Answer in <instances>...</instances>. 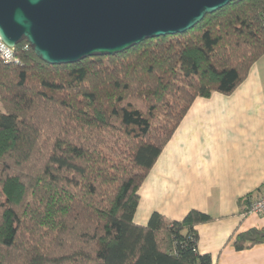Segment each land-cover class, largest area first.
Here are the masks:
<instances>
[{
  "label": "trees",
  "instance_id": "1",
  "mask_svg": "<svg viewBox=\"0 0 264 264\" xmlns=\"http://www.w3.org/2000/svg\"><path fill=\"white\" fill-rule=\"evenodd\" d=\"M13 50L0 54V264H213L196 231L210 216L139 226L138 193L193 102L231 95L264 56V0L75 64L27 40ZM258 244L264 230L234 240Z\"/></svg>",
  "mask_w": 264,
  "mask_h": 264
},
{
  "label": "crops",
  "instance_id": "2",
  "mask_svg": "<svg viewBox=\"0 0 264 264\" xmlns=\"http://www.w3.org/2000/svg\"><path fill=\"white\" fill-rule=\"evenodd\" d=\"M262 193L264 56L231 95L193 102L139 190L134 223L147 226L154 213L179 222L199 211L212 218L196 227L200 254L213 264H264V244L234 246L238 235L264 230V216L246 210Z\"/></svg>",
  "mask_w": 264,
  "mask_h": 264
},
{
  "label": "water",
  "instance_id": "3",
  "mask_svg": "<svg viewBox=\"0 0 264 264\" xmlns=\"http://www.w3.org/2000/svg\"><path fill=\"white\" fill-rule=\"evenodd\" d=\"M234 1L0 0V27L14 48L27 40L45 63L67 65L183 34Z\"/></svg>",
  "mask_w": 264,
  "mask_h": 264
},
{
  "label": "built area",
  "instance_id": "4",
  "mask_svg": "<svg viewBox=\"0 0 264 264\" xmlns=\"http://www.w3.org/2000/svg\"><path fill=\"white\" fill-rule=\"evenodd\" d=\"M13 51L14 50L12 49V57ZM0 54L6 61L12 60V58L9 59L8 55L4 52L3 49H0ZM247 213L251 215L264 216V193H262L256 200L252 201V203L248 207Z\"/></svg>",
  "mask_w": 264,
  "mask_h": 264
},
{
  "label": "clouds",
  "instance_id": "5",
  "mask_svg": "<svg viewBox=\"0 0 264 264\" xmlns=\"http://www.w3.org/2000/svg\"><path fill=\"white\" fill-rule=\"evenodd\" d=\"M29 3L35 5L39 3V0H29ZM19 14H20V10H17L15 15L18 16ZM13 48H14V44L7 39L3 27H0V49L4 50V52L8 55L9 59L12 58L11 53Z\"/></svg>",
  "mask_w": 264,
  "mask_h": 264
},
{
  "label": "rangeland",
  "instance_id": "6",
  "mask_svg": "<svg viewBox=\"0 0 264 264\" xmlns=\"http://www.w3.org/2000/svg\"><path fill=\"white\" fill-rule=\"evenodd\" d=\"M0 112H4L3 105L1 102H0Z\"/></svg>",
  "mask_w": 264,
  "mask_h": 264
}]
</instances>
